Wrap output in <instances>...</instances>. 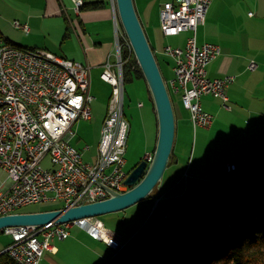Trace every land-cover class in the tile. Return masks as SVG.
<instances>
[{
  "label": "built area",
  "instance_id": "2783aa9c",
  "mask_svg": "<svg viewBox=\"0 0 264 264\" xmlns=\"http://www.w3.org/2000/svg\"><path fill=\"white\" fill-rule=\"evenodd\" d=\"M73 1L79 11L83 0ZM212 3L213 0H173L160 11V25L166 37L192 33L184 47H166L163 51L175 61L174 75L167 85L173 95H181L194 129L213 125V116L200 100L213 96L227 103V88L236 80L235 76L210 79L207 75L208 65L221 49L215 44L200 45L196 35L205 24ZM115 12L114 7L117 62L104 64L101 79L113 90L94 164L86 163L81 152L71 145L74 125L92 117L95 98L90 93V67L47 50L15 48L0 39V171L7 175L0 185V217L48 201H61L70 208L97 203L109 198L108 188L119 193L127 190L124 154L129 123L124 117L123 64L127 61L125 52L129 53L132 46ZM15 26L29 33L27 25L15 22ZM256 68L252 61L249 69ZM48 155L54 170L41 166ZM228 164L236 167L222 163L220 173ZM74 226L88 233L90 229L96 231L92 236L99 240L96 234H111L107 242L103 241L108 247L117 248L120 244L117 234L105 230L98 218H90L66 224L5 228L3 232L12 238L5 253L16 264H39L45 253L53 250L52 242L67 239Z\"/></svg>",
  "mask_w": 264,
  "mask_h": 264
},
{
  "label": "crops",
  "instance_id": "0c3cea01",
  "mask_svg": "<svg viewBox=\"0 0 264 264\" xmlns=\"http://www.w3.org/2000/svg\"><path fill=\"white\" fill-rule=\"evenodd\" d=\"M171 1L173 0H134L136 13H138L141 25L144 27L153 49L152 51L157 56L161 69L163 65L166 75L169 76L167 81L173 78L175 61L172 58L166 57L163 50L166 47H184L189 36L192 35L190 32H184L178 36L166 37L163 31H161L160 11H162L166 3ZM82 2V7L77 11L73 0H12L10 5L13 6V13L8 14L4 9L0 8V21L6 23L8 19L13 18L14 26L15 22H19L29 27V33L20 28L23 30V33L16 35V42L9 40L5 42L6 44L19 46L23 49L47 50L51 54L53 53L59 57L90 67L91 84L92 80L95 84L93 90L90 87V92L95 98L92 105V120H95L99 128H102L104 117H106L107 113L105 107L108 106L107 103L110 96L105 97L101 91L104 87L112 86L103 81L101 75L104 71V64L110 59L115 61L114 52H116L113 1L83 0ZM208 10L206 22L201 27L202 34L198 35L197 32V41L200 45H218L221 53L208 65L207 75L210 79H224L227 76L236 77L235 82L231 83L227 88L229 98L227 103L213 96H204L200 100L203 108L214 117L210 131L214 129L215 125L220 124L219 118L222 116L224 118L229 116L231 119L240 121L246 120L243 124L246 131H256L260 127L264 128V0H213ZM49 20L54 22L53 24L58 34L65 33L64 40L68 39L66 46L56 48L52 42H48L47 37L50 36L51 30L45 28V22ZM161 32L166 39L178 38L183 34H187V36L183 39H177L175 45L166 44L164 46L159 38ZM252 61L257 65L254 71L249 69ZM146 86L148 90V85L146 84ZM148 95L155 114L154 116H156L155 104L149 90ZM175 96L179 99V107L173 105L176 118V136L179 139L187 130H191L192 128L197 132L199 128L194 129L191 114H184L186 109L183 102H181L182 99L179 95ZM219 103L224 111L220 109ZM144 107L145 103L141 106V109ZM81 124L82 122L78 126L79 128H81ZM75 131L77 132L76 129ZM97 137H101V133ZM97 137L95 140H97ZM157 139L158 119L156 116V144ZM73 141L72 145L79 151L81 150V154H84L90 150L91 146L88 143L93 141V139L89 141L85 140L84 142L83 138H78L77 132ZM155 148L153 150L147 149L138 164L147 157L152 156ZM177 152L175 143L172 152L173 163L179 161ZM96 155H98V150L94 156L96 157ZM185 170H187V167ZM154 198L156 197L151 199L153 202ZM173 207L177 210L179 209L177 206ZM59 209L55 208L50 211ZM159 222L158 226L164 223V221ZM73 228L70 230L69 238H72L71 231L74 230ZM75 228H77L76 230H78L80 238L69 240L61 245L54 244V242L66 241L69 238L63 240L55 239L52 242L53 250L46 252L41 261H39V264H77L80 260L95 257L90 247V242L92 241L99 243L110 251L113 250L112 247H108L104 242L93 239L88 235L86 230L84 231V229L77 226ZM110 232L117 234L125 245L129 241H135L132 238L135 234L125 240L120 234L113 231ZM124 247L126 248V246ZM3 252L5 250L0 251V254Z\"/></svg>",
  "mask_w": 264,
  "mask_h": 264
},
{
  "label": "rangeland",
  "instance_id": "374dc122",
  "mask_svg": "<svg viewBox=\"0 0 264 264\" xmlns=\"http://www.w3.org/2000/svg\"><path fill=\"white\" fill-rule=\"evenodd\" d=\"M111 1H113V12L115 7L116 8L115 14H117L118 10L116 6V1L114 0ZM11 3L12 0H0V8L4 9V11L8 14H12L13 6L10 5ZM13 23H14L13 18L8 19L6 23H2L0 21V39L4 42V44H6L5 42H8L9 40L16 42L15 41L16 35H18L19 33H23V30L14 26ZM53 23L54 22L52 20L45 22V28L46 29L49 28L51 30L50 36L47 37V40H49L48 42L50 43L52 42V44H54L56 48H60L61 46H66L67 44L66 41L68 39L64 40L65 33L62 32L61 34H58L55 29L56 27ZM21 25L25 26L22 23ZM201 27L203 26L201 25L198 28V35L202 34ZM159 35H160L159 38L161 40V43L164 46L166 44L175 45L177 39L180 38L183 39L185 36H187V34H183L178 38L166 39L164 38L162 32ZM49 49L51 50V48ZM115 49L117 51L116 45H115ZM132 50H130L131 53H129L128 60L132 58L131 57ZM114 53H115V61H112L111 59L108 60V61H112L113 63L117 62L116 52ZM124 67L125 66H123V69ZM162 73H163L162 76L164 77L167 86L168 83L167 80L169 76L166 75L163 65H162ZM90 82H91V72H90ZM124 84H125V90H124L125 116L124 117H126L130 125L129 136L126 142L127 151L126 154L124 155L126 159V166L124 167V169L127 175L129 176V173H131L134 167L142 160L143 154H145L146 150L147 149L153 150L155 148L156 116H154L155 114L153 112L152 104L150 103L151 101L148 95V90L145 82L143 80L130 79L127 80L126 83L124 80ZM90 87L92 88V90L95 88V84L93 80H92V84H90ZM99 88L101 87L99 86ZM112 90L113 87H104V89H102L101 91L104 93L105 97L110 96L107 105L110 103ZM179 96L181 97L180 94ZM170 97L173 105L175 107H179L178 97L173 94H170ZM245 97L248 98L246 95ZM144 103H145V107L141 109V106L144 105ZM219 106L220 109L224 111L220 103ZM105 109H107V113H108L109 105L106 106ZM188 113L190 112L186 109L184 111V114L189 115ZM92 117L90 120L80 119V121L77 122L76 125H74L75 129L78 132V138L81 139L83 138L84 142L85 140L89 141L93 139V141L88 143L91 146L90 150L87 151V153L85 152L84 154H82L84 155L83 157L85 161L88 162L89 164H94L97 159L94 155L97 152V150L99 153V143L101 140V137H97V136L100 133L102 136L101 130L103 129V126L102 128H99L97 122L95 120H92ZM104 121H103V125H104ZM219 121L220 124L215 125L212 131L199 128L198 131L195 132L191 128V130H187L186 133L182 134L179 139L176 136L174 141L177 146L179 161L177 163H173V165L171 164L170 166H168L169 168L167 169L166 174L162 179L163 182H162L161 190H158L156 194H161V193L165 194L168 191L171 194L179 193V192H183V193L187 192L186 193L187 198L184 200L185 203L183 204L194 205L198 203V200L200 199V196L203 194L204 190H206L211 184H215V185L220 184L219 186L223 189V191L226 190L227 194L234 193L233 195H236V197L238 198V202H236L237 204H235L237 212L240 214L241 213L244 214L248 212L247 214H250V212L257 209L256 207L251 206L252 192H250L247 189H243L246 186V182L242 181V177H241L242 174L240 169L238 168V164L233 163L236 165V167L234 166L235 168L229 167L230 166L229 164L227 166L224 165V167L221 168V176L217 174V170L220 167V165L218 164L225 160L242 162L246 160L252 153H254L256 151L255 149L259 148L262 144V141L264 140V128L260 127V129H257L256 131H246L245 125H243L246 120L244 121H240L237 119L235 120L233 118L231 119L229 116H227L226 118L222 116L221 118H219ZM81 122H82L81 128H79L78 126L80 125ZM77 132L75 131V135L77 134ZM96 132H97V136H96ZM96 137L97 140H95ZM73 143L74 141L73 142L71 141V145ZM50 158H51L50 155H48L41 162V166L46 170H54L55 168ZM187 166H191V169L195 172V176L191 178L188 185H186L182 177L183 172L185 171V168ZM213 173H215V176L212 177ZM225 176L229 177L227 179H231L232 182L230 186L222 185V180ZM6 177H7L6 173L0 171V185L2 182L6 181ZM214 177L220 179L212 182ZM170 189L172 192L170 191ZM167 194L170 196L169 193ZM155 200L156 198L154 199V202ZM85 204H89V203H85ZM168 204L172 205V209L165 206L163 212H160L158 210V212L153 213L152 211L153 201L151 199H147L133 206H130L124 211L106 214L94 218L100 219V221L104 223L107 229L120 234L125 240L135 234V236L132 237L135 241L133 242L129 241L127 245H124L123 243L119 244L122 247L126 246V248L124 247V249L126 250L130 248L131 245L137 243L138 241L142 240L145 236H147L149 233L156 230L158 228L157 224L160 223L159 221L162 222L164 220L163 217L165 214L168 213L171 214L172 211L178 213L182 209L181 206H183V204L178 205L176 204V202H172V201H170ZM173 206H177L179 209L177 210ZM68 207L69 206L65 205V203L61 201H48V202H42V203L33 204L31 206L23 207L17 212H27V213H31L32 211L44 212V211H50L51 209H55V208L65 209ZM72 207H76V205ZM257 214L258 213H255L253 217L258 216ZM86 219H90V218H85L80 220H86ZM75 227L76 226H74L73 228L74 230L71 231L72 238L68 237L69 238V239L67 238L68 240L62 242L55 241L54 244L56 243L61 245L69 240L71 241L75 238H80V235H78V230H76L77 228ZM231 241H234L233 236L231 238L227 237V242L231 243ZM11 243H12L11 236L5 234L4 232H0V251L2 252L6 250V248H8V246ZM90 245H91L90 247L92 248L95 254V257L86 260L85 259L80 260V262L78 261L77 264H106L109 261V258L112 259L113 255H115V252L113 250L110 251L105 247H103L102 245H100L99 243H95L92 241L90 242ZM119 245L115 249H119V248L121 249L122 247H119Z\"/></svg>",
  "mask_w": 264,
  "mask_h": 264
},
{
  "label": "trees",
  "instance_id": "16d2710c",
  "mask_svg": "<svg viewBox=\"0 0 264 264\" xmlns=\"http://www.w3.org/2000/svg\"><path fill=\"white\" fill-rule=\"evenodd\" d=\"M129 53L125 52V83L137 79L147 84L134 52L128 60ZM255 150L236 164L246 182L243 189L252 192L251 206L257 210L238 213L236 195L227 194L220 184H211L197 204L178 213L172 211L158 229L130 248L120 250L106 264H264V140ZM171 160L173 163V154ZM255 213L258 216L253 217ZM232 236L234 241L227 242V237ZM0 264L16 263L3 252Z\"/></svg>",
  "mask_w": 264,
  "mask_h": 264
},
{
  "label": "water",
  "instance_id": "95a60500",
  "mask_svg": "<svg viewBox=\"0 0 264 264\" xmlns=\"http://www.w3.org/2000/svg\"><path fill=\"white\" fill-rule=\"evenodd\" d=\"M116 1L120 24L127 34L135 58L145 77L158 119V139L150 163L142 161L124 181L130 187L123 193L107 189L109 198L100 201L35 213H16L0 217V232L5 228L20 226H47L64 224L85 218H94L106 214L121 212L141 201L148 199L156 188H161L163 176L169 166L176 138V118L170 94L166 89L165 79L152 51L144 27L138 16L134 0ZM214 119V117H213ZM217 174L221 176L220 167ZM229 178V177H228ZM220 179V178H219ZM217 177L213 181L219 180ZM231 180V179H229ZM120 243L121 239H120ZM125 245V244H124ZM124 247H122L123 249Z\"/></svg>",
  "mask_w": 264,
  "mask_h": 264
},
{
  "label": "bare ground",
  "instance_id": "6f19581e",
  "mask_svg": "<svg viewBox=\"0 0 264 264\" xmlns=\"http://www.w3.org/2000/svg\"><path fill=\"white\" fill-rule=\"evenodd\" d=\"M163 74V73H162ZM167 90H168V93L169 94H172L171 92H170V88L168 87V85H167V88H166ZM213 122H214V120H213ZM201 129H206V130H210L211 129V127H208V129L206 128V127H200ZM129 129H130V125H129ZM128 129V130H129ZM130 131V130H129ZM128 136H129V132H128ZM127 140H128V138H127ZM126 151H127V149H126ZM125 154H126V152H125ZM124 154V155H125ZM151 157V156H150ZM152 158V157H151ZM126 160V159H125ZM145 161H146V163L148 162V163H150V161H151V159L149 160L148 158H146L145 159ZM222 163H236V162H233V161H223V162H221V163H219L218 165H220V164H222ZM171 164H173L172 162H170V164H169V166L171 165ZM190 165V164H189ZM125 166H126V163H125ZM168 167V166H167ZM169 168V167H168ZM167 168V169H168ZM167 171V170H166ZM165 174H166V172H165ZM164 174V175H165ZM195 176V172L191 169V166H187V170H185L184 172H183V179H184V182L186 183V185H188V183L190 182V180H191V178H193ZM128 178V177H127ZM126 178V179H127ZM163 178H164V176H163ZM228 177H224L223 178V180H222V185H224V186H230L231 185V180H229V179H227ZM125 181V180H124ZM225 182V183H224ZM126 185V184H125ZM161 187H162V184H161ZM126 188H127V190L128 189H130V187H128L127 185H126ZM158 190H161V188H156L155 190H154V192H153V194L148 198V199H153V197H156V200H155V202H153V209H152V211H153V213H155V212H158V210L160 211V212H163V209H164V207L166 206V207H168V208H170V209H172V205H170V204H168L170 201H172V202H176V204H183V203H185V199L187 198V195H186V193L187 192H185V193H183V192H179V193H174V194H171L169 191L168 192H166L165 194H156V192H158ZM170 191H171V189H170ZM172 192V191H171ZM167 193H169L170 194V196L167 194ZM160 195V196H159ZM108 199V198H107ZM155 199V198H154ZM106 200V199H105ZM147 200V199H146ZM170 200V201H169ZM102 201H104V200H102ZM97 202H100V201H97ZM164 205V206H163ZM187 206H192V205H185V204H183V206H181L182 207V209L181 210H183L185 207H187ZM176 207V206H175ZM170 218V213H168V214H165L164 215V217H163V221L165 222V221H167L168 219ZM99 221H100V219H99ZM101 223H102V225H103V227H104V229L105 230H108L106 227H105V225H104V223L101 221ZM161 226V225H160ZM158 228H159V226H158ZM157 228V229H158ZM109 231V230H108ZM96 231H93L92 229H90V231H89V233H88V235H90L93 239H96L94 236H92V234H94ZM101 240H99V239H96L97 241H100V242H107L108 240H109V238H111V234L109 235V233H105V234H101V233H98V234H96ZM112 240H114L115 242H117L118 241V239H112ZM140 242V241H139ZM106 244V243H105ZM107 245V244H106ZM108 246V245H107ZM118 246V245H117ZM120 247V246H119ZM111 248V247H110ZM113 249V251L115 252V255H113V257L114 256H116V254H118L119 253V251L121 250H124V249H115V248H112ZM120 251V252H121ZM112 257V258H113ZM110 259L111 258H109V261H110Z\"/></svg>",
  "mask_w": 264,
  "mask_h": 264
}]
</instances>
